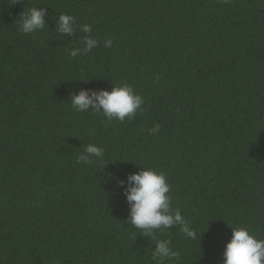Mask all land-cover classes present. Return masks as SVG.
Wrapping results in <instances>:
<instances>
[{"label": "trees", "instance_id": "1", "mask_svg": "<svg viewBox=\"0 0 264 264\" xmlns=\"http://www.w3.org/2000/svg\"><path fill=\"white\" fill-rule=\"evenodd\" d=\"M33 7L47 27L25 34ZM84 35L97 46L70 56ZM125 83L144 97L132 120L70 103ZM90 143L103 158L77 163ZM142 167L196 239L127 222L120 182ZM240 226L264 239V0H0V264H157L159 240L178 253L163 264H223Z\"/></svg>", "mask_w": 264, "mask_h": 264}, {"label": "clouds", "instance_id": "2", "mask_svg": "<svg viewBox=\"0 0 264 264\" xmlns=\"http://www.w3.org/2000/svg\"><path fill=\"white\" fill-rule=\"evenodd\" d=\"M18 2V0H17ZM46 8L24 9L19 19V30L25 34L34 33L47 27L44 23ZM57 32L71 35L76 30L75 18L71 14L61 13L55 23ZM80 31L85 34L92 32V26L82 24ZM83 47L73 48L69 55L76 57L87 54L97 46V40L93 36L81 37ZM113 41H104L105 47H111ZM74 110L78 112L92 111L102 112L108 119L123 121L126 117L132 120L137 112H142L144 97L136 93L131 85H113L111 90H80L72 95L70 101ZM160 125L148 129L150 134H156ZM104 149L95 144H87L77 156V163L90 164L103 158ZM123 195L129 205L127 222L141 234L152 236L153 230L169 229L171 226H179L180 230L189 239H196L197 233L192 224L182 215L179 208L171 207L168 193L170 185L166 182L163 172L152 168H141L139 172L127 176V185L120 182ZM201 235V234H200ZM200 240V236H199ZM223 264H264V239H258L247 227H231V237L223 248ZM170 241L159 240L152 251V258L157 264H163L165 259L177 257Z\"/></svg>", "mask_w": 264, "mask_h": 264}]
</instances>
